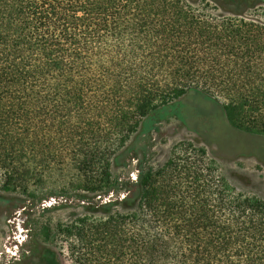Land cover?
<instances>
[{
	"label": "trees",
	"instance_id": "1",
	"mask_svg": "<svg viewBox=\"0 0 264 264\" xmlns=\"http://www.w3.org/2000/svg\"><path fill=\"white\" fill-rule=\"evenodd\" d=\"M232 1L235 17L188 0H0V191L58 170L108 195L142 123L190 93L264 135V22ZM206 156L190 145L106 217L61 226L69 264H264V200Z\"/></svg>",
	"mask_w": 264,
	"mask_h": 264
},
{
	"label": "rangeland",
	"instance_id": "2",
	"mask_svg": "<svg viewBox=\"0 0 264 264\" xmlns=\"http://www.w3.org/2000/svg\"><path fill=\"white\" fill-rule=\"evenodd\" d=\"M188 1L198 2L200 9L210 4L209 12L227 17L242 11L232 0ZM243 12L241 17L264 22V3L250 0ZM190 145L205 150L206 158L217 162L219 172L238 192L264 200V135L235 129L221 105L190 93L142 123L114 161L118 186L108 195L94 197L80 191L75 172L58 170L28 193L0 191V264H69L70 241L57 234L61 226L86 216L106 217L117 208L111 205L137 189L142 171L159 169L174 155L186 154Z\"/></svg>",
	"mask_w": 264,
	"mask_h": 264
}]
</instances>
